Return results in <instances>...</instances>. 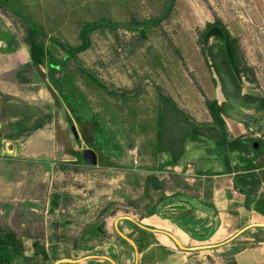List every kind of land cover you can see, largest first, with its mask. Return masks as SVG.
Masks as SVG:
<instances>
[{
	"label": "rangeland",
	"instance_id": "1",
	"mask_svg": "<svg viewBox=\"0 0 264 264\" xmlns=\"http://www.w3.org/2000/svg\"><path fill=\"white\" fill-rule=\"evenodd\" d=\"M171 2L0 0V25L16 35L20 48L31 58L28 39L31 26L18 11L30 17L43 32L38 44L46 52H52L63 65L62 73L55 76L62 78L63 92L74 88L75 97L83 105L79 108L80 116L86 121L98 122L111 136V143L101 144V151L91 149V129L78 124L52 81L48 67H33L22 55V58L15 57L21 66L13 65L7 67V72H0V141L15 138L23 143L33 137L34 132L46 133L48 139L44 145L47 152L53 154L57 167L53 174L55 180L40 183L38 202L45 209L53 200L51 196L58 193L61 197L64 195L63 200L61 197L57 200L61 199L59 207L63 203L65 211L53 209L52 214H41L43 210L40 209L35 214L14 206L1 208L4 215L0 217L4 218L6 213H11V217L8 223L0 225V231L20 234L25 230L21 222L38 217L39 224L32 227L41 229L43 226L46 230L43 234L51 237V241L60 240L61 253L68 256L73 249L85 251L84 245L89 244L86 242L89 234L87 238L84 236L86 229L102 225L103 229L108 226L110 229L111 221L120 211L131 212L129 208L139 201L142 192L139 182L142 178H135L152 167L157 168L146 147L148 141L156 138L153 115L156 116L163 106L160 96L171 97L199 123L210 119L208 103L217 98L219 87L214 82L217 76L208 65L204 48L207 45L201 42L207 25L217 21L223 23L239 41L245 63H254L251 68L264 87V0ZM160 18H163L161 25L149 29L145 38L127 29L94 32L91 48L79 54L77 60L64 62L65 52L56 43L79 47L80 33L86 23L101 20L144 23ZM80 68L92 73L106 89L95 84ZM257 87L260 89L259 85ZM41 90L45 91L47 99L31 102L32 105L23 100L31 91ZM15 91L21 101L11 96ZM125 93L127 97H123ZM71 121L77 137L71 129ZM173 127L168 125L167 129L173 130ZM54 137L55 141L51 140ZM41 144L40 141L35 144L39 150ZM115 145H119L122 152L114 149ZM87 149L97 152L99 166L77 164L82 160V151ZM41 216L49 220V227L42 224ZM52 216L57 220L53 221ZM226 264L232 263L227 261Z\"/></svg>",
	"mask_w": 264,
	"mask_h": 264
},
{
	"label": "crops",
	"instance_id": "2",
	"mask_svg": "<svg viewBox=\"0 0 264 264\" xmlns=\"http://www.w3.org/2000/svg\"><path fill=\"white\" fill-rule=\"evenodd\" d=\"M15 57L32 64V59L17 43L16 35L0 25V72H7V67L13 65L21 66ZM5 58L7 60L3 61ZM248 64L254 66V63ZM257 79L260 89L246 79V87L239 83V97L231 85L227 86V93L223 91L221 82L216 79L219 90L215 100L225 106L222 117L228 133V150L218 153L216 144L207 139L203 143L189 142L177 166L156 172L147 170L144 175H138L135 179L142 178L140 197L145 196L147 177L154 174L158 179V190L151 193L155 201L150 204L145 196L142 208L120 211L111 221L110 229L108 226L106 231L103 225L99 226L105 234L98 231V236H92L86 229L84 236L87 238L89 234L86 241L89 244L84 245L85 251L73 249L71 255H63L60 240L51 241V237L43 234L46 231L43 226L41 229L32 227L39 224L38 217L21 222L25 230L20 234L0 231L3 241L8 237L5 234H10L8 241L12 244L5 248L4 254L11 264H226L228 260L236 264H264V87ZM11 96L17 97V92ZM44 99L47 95L41 90L31 91L23 100L32 105L31 102ZM209 118L206 123L213 124L210 113ZM33 135L23 143L15 138L0 141L2 217L1 208L13 206L35 214L40 209L41 214H52L53 209L65 211L63 203L61 208L58 203L64 195L62 198L58 193L51 196L50 206L44 209L39 205L40 183L55 180L57 162L44 145L48 139L46 133L34 132ZM37 139L43 142L40 150L35 145ZM51 140L55 141V137ZM67 161L70 163V159ZM168 161L167 155L159 157V163ZM146 205L155 211L147 215ZM2 217L0 225H5L11 213ZM41 217L42 224L49 227V220ZM129 217L136 223L122 220L116 225L120 218ZM51 219L57 220L53 216ZM118 231L135 243L138 255Z\"/></svg>",
	"mask_w": 264,
	"mask_h": 264
},
{
	"label": "trees",
	"instance_id": "3",
	"mask_svg": "<svg viewBox=\"0 0 264 264\" xmlns=\"http://www.w3.org/2000/svg\"><path fill=\"white\" fill-rule=\"evenodd\" d=\"M173 3L174 0H172L171 4ZM18 14L23 17L25 21L28 22L31 26V29L28 33V39L29 46L31 49V59L33 67H41L45 65L48 67L52 81L58 86L64 103L66 104L69 111L73 113L78 124L80 126L89 127V130L91 129V149L100 150L101 144L109 145L111 143V136L109 131H107L104 127L100 126L98 122L86 121L82 116H80L79 108L83 107V105L82 103H79L77 97H75L76 90L70 87L67 92L64 93L61 89L63 84L62 78L56 79L55 76L59 73H62L63 65L59 64L52 52H46V49L42 45L38 44L39 36L41 34L43 35V32L41 31L40 27L37 26L31 20L30 17L26 16L22 12L18 11ZM162 22L163 18L155 19L144 23H139L135 20L131 21L130 23H116L110 20H101L86 23L84 25V28L80 33L81 45L79 47H65L60 42L56 43L65 52L66 56L64 58V62H68L69 60H77L79 54L84 53L91 48V34L100 29H108L113 32H116L119 29L133 30L139 32L141 36L145 38L146 32L149 29L160 26ZM215 26H220L223 29H226L223 23L219 21L214 24L207 25L206 31L201 42H204L208 31H210ZM228 35L232 47L235 51L236 62L240 73L247 80L248 83H250L251 85H258V81L256 79L253 69L245 63V55L239 47V41L233 38L229 34V32ZM216 49L218 50L216 51ZM207 55L209 58V68L215 70L222 86L224 87V91H226L227 93V86L231 85L233 88L232 90L239 97L241 93V87L233 72L231 62L228 59V55L224 48V45L212 46L210 49H208ZM80 70L83 73L87 74L89 78L100 88L106 89L105 86L92 73L86 71L85 69L80 68ZM65 81L68 82V79H66ZM214 82L217 85L216 79H214ZM110 94L116 93L110 92ZM127 96V93L123 95V97ZM160 99L163 106H161V110L157 112V117L153 115V119L156 124L154 127L156 129V138L152 139L151 141H148V145L146 147L147 149H150V156L152 158L153 163H155L154 165L157 164V168L153 169L152 167L151 170L148 171L156 172L157 170L177 166L184 157L186 144L189 142L203 143V140L205 139L206 141L207 139L211 140L216 144L218 153L222 154L225 150H228V133L226 124L222 117L225 112V106H220L216 100L208 103V110L212 117L213 124L199 123L194 118H192L186 111L181 109L171 97L161 95ZM251 100L255 101L256 99L251 98ZM72 125L73 123L71 121V126ZM168 125H173L174 129H167ZM114 149H118L122 152V149L119 147V145H115ZM161 155H167L168 157H170V161L165 162L163 164L159 163V157ZM78 164L84 163L82 160H80ZM137 184L139 183L137 182ZM158 184L159 181L154 174L147 177L144 195L150 200V204L155 201L154 195L151 193L153 191L156 192V190H158ZM145 196L140 197L139 201L133 203L134 205L132 207L134 209L140 208L141 202H143ZM156 196L157 195H155V197ZM146 208H148V210H146L147 215H150L155 211L154 208L150 209L151 207L149 205H146ZM96 230L90 229V231L93 233L92 236L94 234L98 236L100 234L99 232L104 233L101 227H97ZM5 235L8 236L7 239L5 241L0 240V264H11L10 258L6 254H4V252L5 248H7L8 245H11L12 243L8 241L10 240V234L7 233ZM12 246H14V243ZM228 263L236 264L235 262H232L230 260H228Z\"/></svg>",
	"mask_w": 264,
	"mask_h": 264
},
{
	"label": "water",
	"instance_id": "4",
	"mask_svg": "<svg viewBox=\"0 0 264 264\" xmlns=\"http://www.w3.org/2000/svg\"><path fill=\"white\" fill-rule=\"evenodd\" d=\"M213 33V32H212ZM212 33L208 34V36L206 37V43L205 45L209 46L212 42V38H210V36L212 35ZM221 38L225 41L226 43V50H227V53H228V59L230 60L231 62V66H232V69L234 71V74L237 78V80L239 81V83L243 86V87H246L247 86V82L245 80V78L242 76V74L240 73L239 71V68H238V65H237V62H236V56H235V51L231 45V41H230V38L228 36V34L226 32H224L223 30H221ZM73 129V132L75 134V136L77 137V134H76V131H75V128L72 127ZM82 160L83 162L85 163V165L89 166V167H96L99 165V156L97 154L96 151L94 150H84L83 153H82ZM122 220H128V221H132L134 223H136L132 218H120L116 225L118 223H120V221ZM141 226V225H140ZM142 227V226H141ZM118 229V228H117ZM119 234L126 240L128 241L134 248L136 254L138 255V250H137V247L135 245V243L130 239L128 238L126 235H124L123 233H121L120 231H118ZM172 237V236H171ZM174 240H176L175 237H172ZM222 246V245H221Z\"/></svg>",
	"mask_w": 264,
	"mask_h": 264
},
{
	"label": "flooded vegetation",
	"instance_id": "5",
	"mask_svg": "<svg viewBox=\"0 0 264 264\" xmlns=\"http://www.w3.org/2000/svg\"><path fill=\"white\" fill-rule=\"evenodd\" d=\"M221 30H223L224 32H226L227 34H228V32L229 31H227L226 29H223L222 27H220V26H215V27H213L210 31H208V33H207V35H206V37L208 36V34H210V33H214V36H213V38H212V42H211V44L209 45V46H205L204 48L206 49V51L208 52V49H210L212 46H216V45H224V48H225V50H226V43H225V41L221 38ZM229 34H230V32H229ZM231 35V34H230ZM229 36V35H228ZM232 36V35H231ZM206 37H205V41H206ZM204 43H206V42H203V44ZM232 45V44H231ZM218 49H216V51H217ZM206 52V53H207ZM226 52H227V50H226ZM227 55H228V53H227ZM207 57H208V55H207ZM211 64H212V62H211ZM213 72H214V74L217 76V79L220 81V79H219V77H218V75L216 74V72H215V70L213 69ZM234 72V71H233ZM222 88H223V91H224V87L222 86ZM99 156V155H98Z\"/></svg>",
	"mask_w": 264,
	"mask_h": 264
},
{
	"label": "bare ground",
	"instance_id": "6",
	"mask_svg": "<svg viewBox=\"0 0 264 264\" xmlns=\"http://www.w3.org/2000/svg\"><path fill=\"white\" fill-rule=\"evenodd\" d=\"M214 36V33H212V35L210 36V38H212Z\"/></svg>",
	"mask_w": 264,
	"mask_h": 264
}]
</instances>
